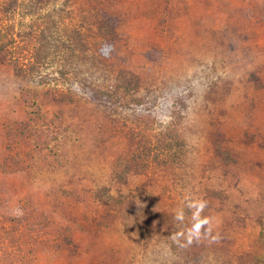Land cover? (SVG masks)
Wrapping results in <instances>:
<instances>
[{"label": "rangeland", "instance_id": "374dc122", "mask_svg": "<svg viewBox=\"0 0 264 264\" xmlns=\"http://www.w3.org/2000/svg\"><path fill=\"white\" fill-rule=\"evenodd\" d=\"M101 3L121 40L97 80L139 78L128 109L0 66V264H264V0ZM176 133L185 158L154 162Z\"/></svg>", "mask_w": 264, "mask_h": 264}, {"label": "trees", "instance_id": "16d2710c", "mask_svg": "<svg viewBox=\"0 0 264 264\" xmlns=\"http://www.w3.org/2000/svg\"><path fill=\"white\" fill-rule=\"evenodd\" d=\"M101 2L0 0V66L22 82H36L59 103L73 104L83 93L109 115L128 109L142 90L139 78L120 70L111 81L97 80V72L107 68L108 57L121 40L120 15L116 17ZM42 125L29 119L7 128L6 136L12 142L25 140ZM165 139L163 156L154 155L153 161L160 157L163 162L180 163L186 142L178 133ZM127 172L124 169L117 176L125 177Z\"/></svg>", "mask_w": 264, "mask_h": 264}]
</instances>
